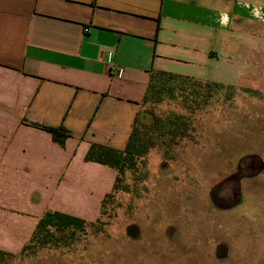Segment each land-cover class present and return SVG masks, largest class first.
<instances>
[{
	"label": "crops",
	"instance_id": "1",
	"mask_svg": "<svg viewBox=\"0 0 264 264\" xmlns=\"http://www.w3.org/2000/svg\"><path fill=\"white\" fill-rule=\"evenodd\" d=\"M258 14L257 0H0V249L26 244L27 214L29 238L48 208L91 221L115 179L85 156L125 148L150 71L238 84L255 46L233 24Z\"/></svg>",
	"mask_w": 264,
	"mask_h": 264
},
{
	"label": "rangeland",
	"instance_id": "2",
	"mask_svg": "<svg viewBox=\"0 0 264 264\" xmlns=\"http://www.w3.org/2000/svg\"><path fill=\"white\" fill-rule=\"evenodd\" d=\"M261 7L264 0H257ZM263 16L233 24L255 46L238 84L198 109L183 94L143 107L140 122L151 123L150 113L180 117L183 134L154 137L145 163L138 164L141 181L134 184L127 173L131 192L117 194L109 215L99 209L91 216L95 226L71 247L33 257L18 249L4 264H264ZM34 217L18 221L20 243H27Z\"/></svg>",
	"mask_w": 264,
	"mask_h": 264
},
{
	"label": "trees",
	"instance_id": "3",
	"mask_svg": "<svg viewBox=\"0 0 264 264\" xmlns=\"http://www.w3.org/2000/svg\"><path fill=\"white\" fill-rule=\"evenodd\" d=\"M190 84L191 86H189ZM224 87L229 86L217 82H201L170 72L151 70L142 106L144 107L150 102L158 104L165 98L171 99L177 97L178 94H183L185 95L183 98H187L186 95H188L193 99L192 109H198L200 105L208 104ZM150 115L152 122L149 124L140 122V114L138 115L123 150L94 143L87 152L86 162L107 166L117 173L111 190L101 201L100 215H109V205H113L118 193L131 192L130 185L126 183L128 172L133 173L134 184L139 182L138 164L145 163L149 148L154 145V137L168 136L173 139L183 134V131L179 130L181 126L185 125L182 118L170 116L162 118L154 113H150ZM45 129L52 136L53 142L63 148L72 137L71 132L63 127H45ZM111 207L113 208V206ZM101 225L106 224L101 223ZM90 226L94 227L95 223L76 215L48 208L39 218L32 235L19 253L23 257H33L40 251L59 249L65 246L71 247L72 240H75L79 234L85 233ZM15 256L16 252L0 249V264L7 263Z\"/></svg>",
	"mask_w": 264,
	"mask_h": 264
},
{
	"label": "built area",
	"instance_id": "4",
	"mask_svg": "<svg viewBox=\"0 0 264 264\" xmlns=\"http://www.w3.org/2000/svg\"><path fill=\"white\" fill-rule=\"evenodd\" d=\"M110 73L112 75H120L121 71H120V68L114 66V65H111L110 66Z\"/></svg>",
	"mask_w": 264,
	"mask_h": 264
}]
</instances>
